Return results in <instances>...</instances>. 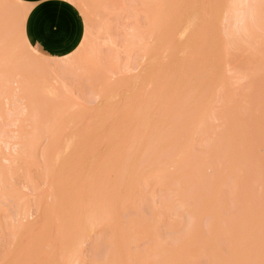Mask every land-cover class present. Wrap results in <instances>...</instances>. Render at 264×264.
<instances>
[{"label":"rangeland","instance_id":"1","mask_svg":"<svg viewBox=\"0 0 264 264\" xmlns=\"http://www.w3.org/2000/svg\"><path fill=\"white\" fill-rule=\"evenodd\" d=\"M77 2L0 32V264H264V0Z\"/></svg>","mask_w":264,"mask_h":264},{"label":"crops","instance_id":"2","mask_svg":"<svg viewBox=\"0 0 264 264\" xmlns=\"http://www.w3.org/2000/svg\"><path fill=\"white\" fill-rule=\"evenodd\" d=\"M28 6L24 33L40 54L63 57L80 47L86 23L80 9L69 0H18Z\"/></svg>","mask_w":264,"mask_h":264},{"label":"bare ground","instance_id":"3","mask_svg":"<svg viewBox=\"0 0 264 264\" xmlns=\"http://www.w3.org/2000/svg\"><path fill=\"white\" fill-rule=\"evenodd\" d=\"M12 1L16 5L18 4L19 7H18V5H17V7L16 6L15 7L10 6V5H7V7H6V6H3L2 4H0V12L2 13V14H0V28H1L0 32H2L1 34L13 35V33H12V32H14L13 29L15 27H17L18 28L17 32L19 33V35L18 34L17 35L21 36V38H26L25 33H24V24H25V20H26L29 8H28V6L19 2L18 0H12ZM69 1L72 3H78L77 0H69ZM8 6L11 7L10 9H12L13 11L11 10L9 12H6L7 10H9ZM4 8H7V10H5ZM162 42H163V40H162ZM174 47H175V45H174ZM172 51H174V50H172ZM160 69H161V67H160ZM26 106H27V104H26ZM26 106H25V108L28 107V106L27 107Z\"/></svg>","mask_w":264,"mask_h":264}]
</instances>
